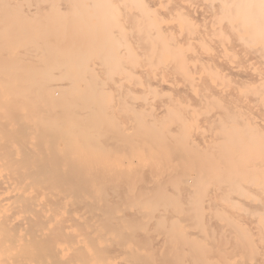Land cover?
<instances>
[{
  "label": "bare ground",
  "instance_id": "1",
  "mask_svg": "<svg viewBox=\"0 0 264 264\" xmlns=\"http://www.w3.org/2000/svg\"><path fill=\"white\" fill-rule=\"evenodd\" d=\"M179 135L217 157L206 199L171 162L150 211L155 183L110 192L149 169L142 148L178 158ZM263 140L264 0H0V264H264Z\"/></svg>",
  "mask_w": 264,
  "mask_h": 264
},
{
  "label": "rangeland",
  "instance_id": "2",
  "mask_svg": "<svg viewBox=\"0 0 264 264\" xmlns=\"http://www.w3.org/2000/svg\"><path fill=\"white\" fill-rule=\"evenodd\" d=\"M73 36L74 37H76L77 36V33H75V34H73ZM73 37V38H74ZM59 44H62V43H59ZM64 45V47H65V45L66 44H62V46ZM63 47V48H64ZM62 48V49H63ZM256 67L257 68H263L262 67V65L261 64H257L256 65ZM227 84H229L230 85V83L229 82H227ZM118 105H119V102H117L116 100L111 104V108H110V110H109V117H110V114L111 113H113V111L118 107ZM259 120L261 121V118H259ZM205 128V127H204ZM203 128V130H201V131H204L205 130V133H207V131H206V129H208V127L206 128V129H204ZM138 130V129H137ZM136 130V131H137ZM135 131V130H134ZM143 131V130H142ZM200 131V132H201ZM133 133H135V132H130V133H128V132H126L124 135H121V136H119L118 138H117V140H118V142L120 143V145H123V146H126L127 148H130L131 147V144H130V142H132L133 140H134V138H135V135H137V133H135V134H133ZM141 133V132H140ZM139 133V136L143 133H141L140 134ZM146 133V132H145ZM202 133V132H201ZM204 133V134H205ZM193 134H195V133H193ZM132 135H134V138H133V136ZM141 136H143V134L141 135ZM137 137V136H136ZM178 138H176L177 139V141H178V139L180 140L181 139V136L179 135V136H177ZM192 137H194V135L192 136ZM191 137V138H192ZM139 138V137H138ZM159 139H162V138H159ZM158 138H157V140H156V142L159 144V147H161L160 149H162L163 147L162 146H160L161 144H160V142L162 143V145H164V144H166V142H165V139H162V141L160 140V141H158L159 140ZM183 139V140H182ZM182 141H183V143H180V141H179V143L178 142H176V141H174L175 143H177V144H175L176 146L175 147H178L177 148V150L176 149H174V150H176V152L178 151V150H180L179 149V147L180 146H182L181 148L183 149L182 150V152L181 151H179L180 152V155L178 154L179 152H177V154L175 155V156H178V158H175L174 156L173 157H169V158H167L166 156L168 155L167 153L168 152H171V154H172V152H174L175 153V151H173V149H172V151H170L169 149V146L170 147H172L171 146V144L174 146V142H172L170 145H168L170 142H168V141H170V140H168L167 141V146L165 147V145H164V150L162 151V152H166V150H169L167 153H164V155L162 156L161 155V152H160V150L158 151V149L159 148H156V147H158L157 146V144L155 145L154 144V146H156L155 147V149H157V151L158 152H160V153H158V156H157V154H156V152H155V154H153L152 152H153V150H152V147H154V146H149V147H144V148H142V150H141V152H140V154H138V157L134 160V161H136V163H139V164H142V165H144V164H147V162H148V164H149V166L147 165V167L149 168L148 170H142L141 172H134L133 173V171L132 172H130L129 174H128V177H127V179H126V181H124V182H121V183H119V184H117L118 186H120V187H117V185L115 186L114 184H111V185H113V186H110V187H112V188H110V192L111 193H114L115 191H118L119 189H121V188H135V189H137L138 187L139 188H142V191H143V186H145V188H146V186H147V184L149 183H155V185L153 184L152 185V187L153 186H155V187H153L154 188V190L153 189H151V188H149V190H147V192L149 191V192H151V193H148L149 194V196H151V194L154 192V195L156 194V196L154 197V200H152L151 202L152 203H148V201H147V209L146 210H148V211H150L151 209H152V207L153 206H155L156 204H158L159 202H161L162 204H163V202H164V197H163V195H170L172 192H173V190L171 191V186L170 185H166V181H165V175H167L168 176V173H172V171H170V169H171V167H172V170L174 169V167H176L175 169V177H173V178H177L175 181H174V183H172V186H174V184H176V183H178V185H181V189H180V186H178L179 187V189L180 190H182V188L184 187V186H187V184L186 183H189V184H191L190 182H192L193 183V180H191V177L194 179V183H198V182H200L201 183V180H202V178H203V176H208L209 174H211L212 175V173H214V171H212L211 170V167L213 168V166H214V164H218V162L216 163L215 161H214V164H213V160H216V158L213 156V153L211 152V151H209L210 149L209 148H207L208 150H207V152H206V154H203L204 153V151H202L201 153H200V151H199V149H203L204 148V146L202 145L201 147L202 148H199V149H197V151H199L198 152V154H197V151H196V149L194 150V147H183V144H184V142L186 143L187 141H184V137H183V135H182ZM195 139V138H194ZM144 141H147V137H144V139H143ZM175 140V139H174ZM181 141V142H182ZM264 141V140H263ZM262 141V143L260 142V144H264V142ZM154 143H155V141H154ZM179 144H181V145H179ZM149 145V144H148ZM152 145V144H151ZM178 145V146H177ZM147 146V145H146ZM261 146H263V145H261ZM174 147V148H175ZM167 148H169V149H167ZM184 148L186 149L185 151H184ZM188 148H190L189 150H187ZM243 148V147H242ZM244 149H246V147H244ZM243 149V151H245ZM253 149V148H252ZM152 150V151H151ZM263 150H264V146H263ZM188 151H191V152H194V153H188ZM251 151V152H250ZM249 152L250 153H252V151H253V154L254 155H256L257 153L259 154V152H260V150L259 149H257V150H250ZM185 152V153H184ZM246 152V151H245ZM249 152H247V153H249ZM173 153V154H174ZM184 153V154H183ZM191 156V158L192 159H190L191 161H188L189 160V158H190V156L188 155V154ZM160 154V155H159ZM167 154V155H166ZM171 154H170V156H171ZM181 154H183V159H180L181 157ZM184 155H185V157H184ZM194 156V159H193V156ZM198 155V156H197ZM206 155V156H205ZM217 155H219V154H217ZM216 155V156H217ZM252 155V154H251ZM161 156V157H160ZM197 156V157H196ZM189 157V158H188ZM205 157H207V158H205ZM213 158V159H212ZM202 159H203V161H202ZM204 159H206V161H204ZM221 160H223V159H221ZM218 161H219V159H218ZM172 163V165H171V167H169L170 166V164L169 163ZM197 162V163H196ZM201 162H203V163H201ZM144 163V164H143ZM213 164V165H212ZM195 165L197 166H199L202 170H200L199 169V171H202V172H204L203 170H205V169H209V171H207L208 172V174H203L202 175V177H201V175H200V177H199V175H197V177H194V175H196V174H198V173H202V172H198L197 170H198V168H197V172L196 171H194L196 168H195ZM226 165V164H225ZM193 166H194V170H188V169H192L193 168ZM211 166V167H210ZM147 167H145L146 169H147ZM210 167V168H209ZM216 167H218V166H216ZM144 168V169H145ZM137 171V170H136ZM168 171H170V172H168ZM190 171H194L193 173H191V174H189V172ZM205 171V173H207ZM261 171H262V169L261 170H259V172L258 173H256V175H260V173H261ZM209 172H211V173H209ZM263 172V171H262ZM196 173V174H195ZM131 174H133V175H131ZM129 175H131V176H129ZM172 175L174 176V173H172ZM209 177V176H208ZM189 178H190V182H189ZM199 178H201V179H199ZM215 178H216V176H215ZM206 179V178H205ZM205 179L203 180V181H205ZM208 179V178H207ZM210 179V178H209ZM174 180V179H173ZM165 181V182H164ZM172 181V180H171ZM170 181V182H171ZM202 181V182H203ZM170 182H169V184H170ZM173 182V181H172ZM184 184H186V185H184ZM215 184V183H214ZM219 184V183H218ZM151 185V184H150ZM182 185H184L183 187H182ZM205 185H206V183H205ZM204 185V186H205ZM213 185V184H212ZM171 188H170V187ZM177 186V185H176ZM191 186V185H190ZM195 186V185H194ZM198 185L196 184V187H197ZM207 186V185H206ZM210 186V185H209ZM147 187H149V186H147ZM151 187V186H150ZM177 187V188H178ZM195 187V188H196ZM138 188V189H139ZM155 188H156V191H155ZM176 188V187H175ZM174 188V189H175ZM185 188V187H184ZM183 188V190L185 191L184 193H183V191H182V193L180 192V194H186V190H187V188H186V190ZM199 188H201L202 190H204V191H202L203 192V197L206 195V193H207V195H209L210 193H209V191H211V189L210 190H208V189H206V187H203V184L201 183V184H199ZM208 188V187H207ZM211 188H213V187H211ZM214 188H218V186L216 187V185H215V187ZM137 189V190H138ZM150 189L153 191H150ZM189 189H191V188H189ZM144 190H146V189H144ZM194 191V189H191L190 190V194H192L191 193V191ZM196 190H198L197 188H196ZM195 190V191H196ZM200 190V189H199ZM213 190V189H212ZM140 192H141V189L139 190ZM159 191H161L162 193H158ZM192 191V192H193ZM144 192V191H143ZM146 192V191H145ZM143 193L142 195H144L145 194V196H146V193ZM156 192V193H155ZM198 192V191H197ZM200 192V191H199ZM164 193H166V194H164ZM187 193H189V190L187 191ZM195 193V192H194ZM162 194V195H161ZM189 194V195H190ZM196 194V193H195ZM148 195L146 196V197H149ZM153 196V195H152ZM182 196V195H181ZM186 196H187V194H186ZM194 196V195H193ZM198 197L197 198H199V195H197ZM166 197V196H165ZM184 197V196H183ZM203 197H201V198H203ZM151 198V197H150ZM153 198V197H152ZM167 198V197H166ZM165 198V199H166ZM188 198H189V196H188ZM197 198H193L192 200L193 201H196V199ZM205 199H206V196L204 197ZM261 198H262V200L264 201V194H263V196L262 197H260V200H261ZM146 199H148V198H146ZM185 199V198H184ZM228 199H230V197H228ZM232 199V198H231ZM144 200H145V198H144ZM144 200H142V201H140L139 202V205H138V208L140 209V210H143L144 209V206H145V202H144ZM162 200H163V202H162ZM180 200H181V198H180ZM183 200V199H182ZM198 200V199H197ZM150 201V200H149ZM186 201V200H185ZM193 201H192V203H193ZM233 201V200H232ZM182 202V201H181ZM190 202V201H189ZM184 203V205H186L187 204V201H186V204H185V202H183ZM191 203V202H190ZM231 202L229 201V204H230ZM160 204V203H159ZM161 204V205H162ZM182 204V203H181ZM225 205H223L224 206V208L228 205L227 203H224ZM183 205V204H182ZM183 205V206H184ZM190 205V204H189ZM187 206L188 205H186V208H187ZM230 206H231V204H230ZM230 206H229V208H230ZM165 208V207H164ZM180 208V207H179ZM178 208V209H179ZM182 208H185V207H182ZM185 208V209H186ZM191 208V207H190ZM189 208V209H190ZM224 208L222 207V209L221 210H219V211H213L212 213H210L209 214V212H207L209 215H207V214H203L202 213V215H204V217L205 218H207V219H205L204 220V218H203V216L202 215H200V216H202V217H200V218H203L202 220H203V223H201V221H199V222H196L195 220V222L197 223H194V229H196V231H197V229H199L200 227L202 228L203 226H205V228H206V225H211V224H213V222H214V224H215V222H216V224H217V222H220V224H223V222H222V220H221V218H223V215H225L226 214V212H224ZM226 208H228V206L226 207ZM226 208H225V211H229L230 209H227L226 210ZM231 209H232V206H231ZM184 210V209H183ZM185 211V210H184ZM224 212V214H223V212ZM178 212V211H177ZM180 212V211H179ZM221 213V214H223L222 215V217H221V215L220 214H218V213ZM186 213H188L187 211H186ZM186 213H183V215L181 216V218H185L186 216V218L184 219V221H182L181 220V222H184V224H183V226H187V228L188 227H190L189 225H190V222L192 221H190V218H191V216L190 215H186ZM205 213V212H204ZM191 214V213H190ZM198 214V213H197ZM211 214H212V216H211ZM192 215H194V213H192ZM207 215V216H206ZM220 215V216H219ZM193 217V216H192ZM198 217V216H197ZM211 218V220L212 221H210V219L209 218ZM188 218V220H186ZM195 218V217H194ZM192 219V218H191ZM197 219V218H196ZM224 219V218H223ZM186 220V221H185ZM214 220H216V221H214ZM218 220V221H217ZM144 221V220H143ZM166 221V220H165ZM179 221V220H178ZM162 222H164V221H162ZM171 221H169V224H171L170 223ZM176 222V221H175ZM180 222V221H179ZM188 222L189 223V225H186V223ZM222 222V223H221ZM154 223V222H153ZM153 223L151 224V225H153ZM187 223V224H188ZM193 222H191V224H192ZM207 223V224H206ZM146 224V223H145ZM162 224V223H161ZM166 224V223H165ZM137 225V227H139L138 226V224H136ZM140 225V227H142V229H148V227L151 229L152 227L151 226H145L144 224L142 225V221H141V223L139 224ZM146 225H149L148 223L146 224ZM167 225V224H166ZM208 225V227H211V226H209ZM145 228H144V227ZM155 226V224L153 225V227ZM169 227H170V225H168ZM196 226V227H195ZM197 227H199V228H197ZM158 227H156V229H157ZM200 228V229H201ZM212 228V227H211ZM189 229V228H188ZM187 229V230H188ZM191 229V228H190ZM190 229H189V231H190ZM194 229H191V231L192 230H194ZM203 230H204V228H202ZM207 229V228H206ZM233 230H235V229H233ZM139 231H141V229L139 230ZM143 231V230H142ZM190 231V232H191ZM206 231V230H205ZM209 231V230H208ZM227 231V230H226ZM201 232H202V230H201ZM204 232V231H203ZM202 232V233H203ZM193 233V232H192ZM195 233H199L200 234V232H195ZM206 233V232H205ZM207 233H209V232H207ZM210 233H211V229H210ZM210 233H209V235H210ZM229 233H232L231 235L229 234ZM216 234H218V233H216ZM179 235H181V234H179ZM177 236V235H176ZM176 236H174V237H176ZM217 236V235H216ZM221 235H219L218 237H220ZM226 238H222V237H220V238H222V240L219 238V240H218V244H220V242L222 243V244H224L223 242H226V243H228V244H230L229 246V248L231 249V248H234V243H237L235 240H236V238H235V236H236V234H235V232H234V234H233V232H229L228 231V233H226ZM246 236V235H245ZM245 236H243V237H245ZM174 237H171L172 239L174 238ZM210 236H208V239H209V241L207 240V243H206V241L204 242V243H206V244H204L205 246L207 245V244H209L210 243V238H209ZM217 237V238H218ZM225 237V236H224ZM177 238V237H176ZM176 238H174L173 240H172V242H175V239ZM215 238V237H214ZM216 238V239H217ZM245 238H247V239H245ZM244 239L245 240H248V236H246ZM249 238H251V237H249ZM226 239V240H225ZM233 239H234V241H233ZM178 240H179V238H178ZM181 240L183 241V238H181ZM229 240H231L232 242H230ZM177 241V240H176ZM242 241V240H241ZM184 242V241H183ZM209 242V243H208ZM217 242V241H216ZM245 242H247V241H245ZM244 242V243H245ZM256 242H258V241H255V243ZM225 243V244H226ZM238 243L240 244V241H238ZM192 244V243H191ZM215 244V243H214ZM214 244L213 245H211V243L209 244V245H211V248H212V251H213V248H215L216 246H214ZM217 244V243H216ZM217 244V245H218ZM228 244H226V245H224V246H226L227 247V249H228ZM202 245V244H201ZM204 245H202L203 247H205ZM167 246H168V242H167ZM202 246H199L200 248H202L203 249V247ZM208 246V245H207ZM207 246H206V248H207ZM255 246V245H254ZM256 246H257V243H256ZM255 246V247H256ZM262 246V245H261ZM156 247V246H155ZM225 247V248H226ZM260 246L258 245V248H259ZM161 248V247H160ZM210 248V246H208V250L209 251H211V248ZM264 248V247H263ZM156 249L157 250H159L158 249V247H156ZM156 249H155V251H154V254H155V252H156ZM206 250V249H205ZM160 252L162 251V249H160L159 250ZM204 251V250H203ZM159 252V253H160ZM205 252H208V251H205ZM150 253V252H149ZM149 253H147V254H149ZM158 253V252H157ZM157 253H156V255H157ZM158 253V254H159ZM210 253H214L215 255L217 254L216 253V251L215 252H210ZM209 253V254H210ZM207 254V253H206ZM150 255L151 256H153V253H150ZM208 255V254H207ZM155 256V255H154ZM210 256V255H209ZM208 256V257H209ZM247 256V255H246ZM215 257V256H214ZM209 258H213V257H209ZM241 258H244L243 256H241ZM246 258V257H245ZM183 260H185V262H186V264H187V262H189L188 261V259H187V261H186V258H184ZM215 261V260H214ZM185 262H184V264H185ZM192 262H189V264H191Z\"/></svg>",
  "mask_w": 264,
  "mask_h": 264
}]
</instances>
